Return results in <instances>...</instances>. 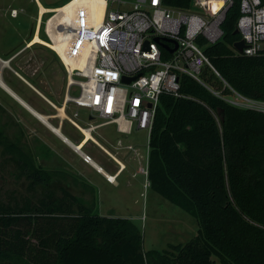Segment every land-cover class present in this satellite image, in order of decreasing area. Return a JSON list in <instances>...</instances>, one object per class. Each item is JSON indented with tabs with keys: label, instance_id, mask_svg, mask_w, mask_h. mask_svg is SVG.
Instances as JSON below:
<instances>
[{
	"label": "trees",
	"instance_id": "trees-1",
	"mask_svg": "<svg viewBox=\"0 0 264 264\" xmlns=\"http://www.w3.org/2000/svg\"><path fill=\"white\" fill-rule=\"evenodd\" d=\"M239 2L226 11L221 40L204 46L219 76L205 66L204 86L181 75V96H160L149 135L148 187L192 216L196 235L170 251H144L130 219L98 215L64 189L15 207L0 203V264H264V114L230 106L211 91L222 90L224 80L264 100V48L255 56L231 48L240 39ZM162 57L169 55L162 50ZM14 162L29 191L51 183L52 172Z\"/></svg>",
	"mask_w": 264,
	"mask_h": 264
},
{
	"label": "built area",
	"instance_id": "built-area-1",
	"mask_svg": "<svg viewBox=\"0 0 264 264\" xmlns=\"http://www.w3.org/2000/svg\"><path fill=\"white\" fill-rule=\"evenodd\" d=\"M104 1L103 18L97 25L86 5L73 8L66 56L70 61H82L81 67L70 69L71 65L53 51L64 67L67 88L72 87L77 92L66 96V101L89 112L84 128L92 133L114 125L115 131L121 135H129L133 129L147 133L144 155L139 148L124 145L120 139L114 148L116 152L120 149L130 151L136 160L134 176L143 174L145 185L149 186V135L160 96L180 97L181 75L206 86L201 79L205 66L219 76L205 54L204 46L221 40V23L233 0H191L187 8L167 6L162 0ZM239 6L235 31L244 46L241 52L233 45L231 48L238 55L261 54L264 48V5L260 0H240ZM11 14L16 16L17 11L11 10ZM156 38L173 48V42L165 41L170 39L176 42L177 48L170 53ZM162 50L168 53L167 59H163ZM126 78L130 81L126 82ZM222 81V90H211L216 96L235 108L264 114V100L247 96ZM79 119L78 110L66 117L82 139L84 133L79 127ZM74 151L84 162L93 163L91 156L82 149ZM104 152L116 164L115 173L110 176L112 179L106 177L107 181L115 183V178L126 169V165L115 154Z\"/></svg>",
	"mask_w": 264,
	"mask_h": 264
},
{
	"label": "rangeland",
	"instance_id": "rangeland-1",
	"mask_svg": "<svg viewBox=\"0 0 264 264\" xmlns=\"http://www.w3.org/2000/svg\"><path fill=\"white\" fill-rule=\"evenodd\" d=\"M66 0H0V21L11 18V10H18V15L14 20L23 21L30 28V35L34 26L39 21L38 2L55 10ZM124 7L125 9L128 8ZM59 8V7H58ZM8 11V12H7ZM54 14V15H53ZM56 16L53 12H47L42 15L40 24V38L49 42L46 35V24L48 19ZM60 27L59 29H62ZM69 26L66 27L68 29ZM65 32V30H62ZM44 46V45H41ZM63 66V65H62ZM63 73L64 67H63ZM65 75V78H64ZM76 78V77H74ZM63 87L66 83V74H63ZM71 95H76L75 89ZM83 112L81 117H87L86 109L78 108ZM82 128L85 123L79 122ZM67 133H80L71 125L66 124ZM5 136L3 144L0 143V203L10 206L22 205L26 198H41L47 193L55 196H61L62 190H67L83 198L87 206L93 208L92 212L101 216L121 217L130 219L140 228L143 237V250H172L173 246L184 245L197 233L198 225L196 220L182 210L180 207L172 204L158 193L152 191L145 185V177L141 173L131 176L133 168L128 169L118 178V186L110 185L103 178L91 171L87 165H84L80 159L59 140L54 139L56 145L43 139L42 134L38 135L28 128L15 126L0 127ZM103 135L101 139L97 134ZM51 137L50 134L47 131ZM100 143L111 149L107 141L116 143L118 139L123 141L124 145L130 144L145 153L147 133L142 130L133 129L129 135H121L115 131L114 125L101 127L97 133H92ZM58 150V151H57ZM60 151L63 154H60ZM98 160L104 166L107 161L111 166L110 172L115 170V164L96 146H87L84 149ZM125 151V150H124ZM129 153L130 151H125ZM61 156L63 158L61 159ZM67 157L69 165L66 163ZM32 162L36 167H41L52 172L51 183L44 186H37L34 192L29 191V180L14 160ZM136 169V164L135 167Z\"/></svg>",
	"mask_w": 264,
	"mask_h": 264
},
{
	"label": "crops",
	"instance_id": "crops-1",
	"mask_svg": "<svg viewBox=\"0 0 264 264\" xmlns=\"http://www.w3.org/2000/svg\"><path fill=\"white\" fill-rule=\"evenodd\" d=\"M10 15L11 18L0 21V127L11 125L28 128L38 135L42 134L43 139L49 141L53 148L56 145L54 139L59 140L91 171L107 181L106 177L113 176L117 167L115 162L104 152L106 150L112 155L115 154V157L126 165V169L115 178V183L107 181L108 184L118 186V178L128 167L133 168L131 174L133 177L136 171L134 168L136 160L133 159L130 152H125L126 150L120 149L116 152L114 148L116 143L113 144L107 141L111 146V149H109L91 135L96 143L88 141L82 147L84 151L87 146L90 148V143L96 146L115 164L116 168L113 172L109 171L108 167L111 165L107 161L103 166L92 155L84 151L91 156L93 162L86 163L74 151L73 147L80 146L83 138L80 139L79 134L67 133L65 130L66 124L71 125L66 117H70L72 112L78 110V108L66 101V96L71 95L73 89L72 87L67 88V83L63 87L62 79L65 73H63L62 62L52 49L41 46L42 44H32L36 35L40 37L41 24L39 21L30 35L29 26L23 21L14 20L16 16L13 14ZM61 111H63L64 117H61ZM81 115H83V112L79 111V120L84 123L88 119L89 112L86 118L81 117ZM53 130H57L58 133ZM47 131L53 137L47 134ZM97 137L102 139L103 135L98 133ZM60 154H63V152L60 151ZM60 157L63 158L61 155ZM64 158L69 165L67 157Z\"/></svg>",
	"mask_w": 264,
	"mask_h": 264
},
{
	"label": "bare ground",
	"instance_id": "bare-ground-1",
	"mask_svg": "<svg viewBox=\"0 0 264 264\" xmlns=\"http://www.w3.org/2000/svg\"><path fill=\"white\" fill-rule=\"evenodd\" d=\"M86 5L88 7V10L90 11L92 18L94 20L95 25L99 24L103 18L104 9H105V1L104 0H71L67 4H65L62 7H59L55 10H49L44 8L39 3V15L38 19L41 21L40 18H42V15L47 12H53L56 14V16H52L48 19V22L46 24V34L49 37V42L44 41L41 39L38 35L35 36L32 44H42L52 50H55L59 56H61V59L65 61L67 64H70L71 67H81L83 62H75L70 61L68 57L66 56V50H67V38L70 32V24L72 23V15H73V8L76 5ZM54 15V14H53ZM69 26L68 29L66 27ZM60 27H63L62 29H59ZM62 30H65V32H62ZM61 117H64L63 111L60 112ZM39 118V117H38ZM41 118V117H40ZM42 119V118H41ZM43 120V119H42ZM82 132L84 133L82 144L78 147H73L76 150L82 149V147L89 141L94 140L91 136L92 134L87 130L86 128H82L79 126ZM55 133H58L57 130H53ZM95 142V140H94ZM112 179L111 177H109Z\"/></svg>",
	"mask_w": 264,
	"mask_h": 264
},
{
	"label": "water",
	"instance_id": "water-1",
	"mask_svg": "<svg viewBox=\"0 0 264 264\" xmlns=\"http://www.w3.org/2000/svg\"><path fill=\"white\" fill-rule=\"evenodd\" d=\"M237 32V31H235ZM156 41L164 48L168 49V51L170 53H173L174 50L177 48V44L176 42L170 40V39H165V41H168V42H173L174 43V47L173 48H168L167 44H165L162 40H160L159 38H156ZM234 48L237 49L239 52L242 51L243 49V46H244V42L242 40H239V41H236L234 44H233ZM134 78V77H133ZM126 82H129L130 79L126 78L125 79Z\"/></svg>",
	"mask_w": 264,
	"mask_h": 264
}]
</instances>
